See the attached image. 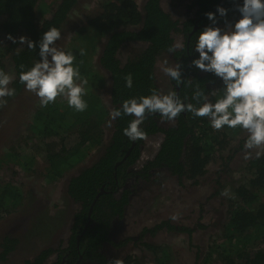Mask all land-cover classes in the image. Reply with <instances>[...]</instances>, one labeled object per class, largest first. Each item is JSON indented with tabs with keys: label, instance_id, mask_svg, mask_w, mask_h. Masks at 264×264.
<instances>
[{
	"label": "trees",
	"instance_id": "obj_1",
	"mask_svg": "<svg viewBox=\"0 0 264 264\" xmlns=\"http://www.w3.org/2000/svg\"><path fill=\"white\" fill-rule=\"evenodd\" d=\"M78 1L55 0L57 4L51 14L50 11L47 12L50 7H46L42 14H38V0H0V32L7 37L9 34L17 37L24 33L37 43L35 50L29 49L25 44L21 49L9 47L7 51L0 52V69L9 72L7 61L4 59L7 55L13 66L14 80L9 87L16 89L15 98L20 97L22 91L26 92L25 86L19 82L20 65L24 64V70H28L40 60L39 41L43 33L53 26L61 30ZM163 1L147 0L143 13L138 10L134 0L106 1L103 3L102 14L88 20L92 39L106 37L99 54V63L110 74L112 110L120 108L126 99L151 95L153 89L160 92L156 66L158 59L164 56L183 66L185 83L178 87L175 80L170 77L167 80L170 81L172 90L177 91L181 98L187 97L185 103H196L192 100V94L197 84L205 92L216 89V96L210 97L213 101L221 95L220 80L191 66L192 59L199 56L192 48L199 32L211 23L205 13L217 12L218 5L232 9L234 3L239 0H198L195 16L186 19L182 24L179 23L180 20L173 18L166 8L173 4L169 2L164 6ZM188 2L181 0L177 5L182 8ZM217 17L221 21L218 12ZM197 18L199 22L195 30ZM174 31L185 33L186 38L190 40L182 49L169 52V48L176 44L173 38ZM67 51L75 55V66L82 70L86 55L81 56L77 49ZM129 73L133 76L132 88L125 86L124 77ZM189 79L192 81L191 87L187 84ZM212 81L215 83L212 84ZM84 99L88 104L87 109L76 113H73V108L63 105L64 100H56L47 107L40 105L36 110L34 126L42 134L40 141L43 143L54 176L61 177L64 173L60 168L55 171L54 168L58 165L73 166L75 161L79 162V159L85 156V150H89L88 148L95 146L102 148L100 156L94 162L82 168L73 177H68L65 182L66 198L81 204L83 208L74 216L72 228L75 234L73 233L71 244L64 249V253L71 249L75 256L82 255L83 260L96 264L115 262L103 255L99 248L107 240L114 220L123 216L129 203L131 190L124 185L126 181L134 177L136 182L150 183L154 179V171L165 169L179 181L183 179L195 181L204 175L218 174L213 182L219 183L221 172L230 170L234 153L244 149L247 139V133L244 132L239 142L237 141L238 144L233 143L231 132H238L239 128L233 130L226 127L216 131L212 129L207 118H194L192 113L184 112L174 121L162 122L159 121L162 119L159 114H149L140 126L146 133V138L135 141L123 133V129L134 117H117L112 120V133L104 143V130L101 125L103 126V120L104 122L111 120L110 111L105 110L106 117L100 118L98 116L101 109L98 102L89 96H84ZM68 115L71 116L73 124L80 122L78 129L72 131L64 126L66 123L69 125L68 121L64 120ZM71 126L72 124L68 128ZM69 132H76L78 137L76 145L71 148L66 147L63 142L65 139L63 136ZM156 134L162 136L157 154L151 160L140 163L147 139ZM56 136L57 140H54ZM61 139L62 146L57 148L56 141L59 143ZM227 147L229 148L226 149ZM70 152L69 156L64 155ZM74 153L75 159H69ZM217 160L220 161L216 166H210ZM248 165L249 177L234 187L233 197L228 199L226 211H220V214L226 215L223 222L216 224L220 227L221 233L211 240L207 249L196 254V264H264V156L257 158L256 154L252 155ZM101 187L108 192L101 193L92 204L96 195L101 192ZM14 189L16 187L10 183L4 185V189L0 191V209H4L6 202L10 201L9 195L15 193ZM221 189V187L218 189V194L221 193ZM4 210L8 212V208ZM1 217L2 215L0 219ZM88 219L91 220L89 227L91 230L85 235L93 240L77 243L76 235ZM170 230L188 232L189 244L192 245L193 230L187 226L164 221L148 229L146 234L138 238L142 248L153 257L144 260L138 254L127 253L121 259L123 264H175L168 241L160 238V232ZM19 242V238L13 235L0 238V261L13 257ZM54 251L51 247L43 245L39 252H34L31 257H25L21 264H44Z\"/></svg>",
	"mask_w": 264,
	"mask_h": 264
},
{
	"label": "rangeland",
	"instance_id": "obj_2",
	"mask_svg": "<svg viewBox=\"0 0 264 264\" xmlns=\"http://www.w3.org/2000/svg\"><path fill=\"white\" fill-rule=\"evenodd\" d=\"M108 0H79L75 7L70 11L67 20L61 28V39L56 42V46L65 51L77 49L85 50L86 61L84 67L80 70L81 80L86 79L88 84L85 85L89 98L98 102L101 114L98 117H106L105 110L111 113L112 103L110 99V74L99 63V54L103 47V41L106 37L92 39L88 20L96 18L103 12V3ZM142 8L145 0H134ZM243 0L239 3L242 4ZM57 3L55 0H38V14H42L46 7L52 13V9ZM42 10V11H41ZM49 13V12H48ZM47 13V14H48ZM239 13L235 10L228 13V20L234 21L239 18ZM224 27V19L219 25ZM26 36L24 33L19 37ZM101 44V46H100ZM19 42L13 43L6 35L0 32V52H5L9 47L22 48ZM7 55L4 59L7 61L8 73L13 76V66L8 60ZM80 59V57H79ZM174 60L164 56L158 59L156 66L157 80L159 82L160 92L166 94L172 90L169 76L163 69L167 66H174ZM26 91V90H24ZM20 97L7 100L6 106L0 108V191L4 185L10 183L16 187L15 193L9 195L10 201L4 205L8 212L0 209V238L3 236L13 235L19 238V247L15 250L13 257L0 261V264H20V262L32 253L33 249L41 248L46 245L50 236L56 238L57 235L65 232V215L70 209L71 201L66 198L65 185L68 177H73L82 168L94 162L101 154V146H95L85 150V156L75 161L70 167H55L64 172L61 177L52 174L51 167L41 137V133L34 126L36 110L40 107L39 98L31 92H21ZM57 100H64V106L67 107V100L58 97ZM63 102V101H61ZM104 111V112H103ZM77 111L73 109V113ZM64 120L68 124L64 125L67 129H78L80 122L72 123L71 116L68 115ZM110 121V120H109ZM109 121L103 120V142H107L113 129ZM231 132V131H230ZM233 143L239 142V138L244 131L238 129V132H231ZM29 137V138H28ZM66 147L71 148L76 145L78 137L76 132H69L63 136ZM160 138V137H159ZM158 136L149 140L147 149L144 150V158L148 151L156 149ZM57 140V136L54 140ZM155 139V140H154ZM158 139V140H157ZM238 141V142H237ZM57 148H61L62 139L59 143L56 141ZM227 147L226 149H228ZM156 151V150H155ZM251 156L255 150H250ZM69 154H64L69 156ZM246 150L236 151L231 161L230 170H225L224 180L225 189H228V195L232 187L237 186L241 181L249 177V159L245 158ZM75 153L69 159H75ZM79 153H77V157ZM220 160L213 162L210 166H216ZM149 184V183H148ZM148 190L137 191L129 207L128 222L121 225L122 231L126 234L139 232L141 225L158 221L162 218H171L175 215L177 218L172 219L173 224H181L190 228L192 245L189 244L188 232L170 230L169 232H160V238L168 241L169 248L175 259V264H196V254L201 250L207 249L211 240L218 237L220 227L216 226L220 219V211L224 212L228 206V200L225 195L221 197H211V190L215 189L214 185L208 187L206 184H192L186 182L180 185L175 177L155 176L148 186ZM17 192L19 195L17 196ZM227 195V196H228ZM14 196V197H13ZM17 196V197H16ZM14 204V205H13ZM142 204L143 212L141 213ZM14 207V208H13ZM68 209V210H67ZM133 212L139 214V218H132ZM136 214V218H138ZM142 214V216H141ZM5 216V217H4ZM145 216V217H144ZM226 215H224L225 217ZM4 217V218H3ZM56 219V220H55ZM223 222V221H222ZM54 224L56 226H50ZM137 230V231H136ZM136 250V248L134 249ZM198 253V254H199Z\"/></svg>",
	"mask_w": 264,
	"mask_h": 264
},
{
	"label": "clouds",
	"instance_id": "obj_3",
	"mask_svg": "<svg viewBox=\"0 0 264 264\" xmlns=\"http://www.w3.org/2000/svg\"><path fill=\"white\" fill-rule=\"evenodd\" d=\"M234 10L240 14L239 18L229 21V9L217 6L224 27L219 26L217 12L205 13L211 23L199 32L192 48L199 56L192 59L191 66L220 80L221 95L213 101L210 97L216 96V89L205 92L197 84L192 94L195 104L185 103L187 97L181 98L175 90L164 94L153 89L151 95L126 99L120 108L110 113L111 120L121 116L134 117L123 129L124 135L133 141L146 138L140 126L149 114H159L162 120L174 121L181 113L190 112L194 118H207L216 131L226 127L242 129L247 133L245 158H250V150H255L257 158L264 156V0L236 2ZM7 38L13 43L26 44L31 50L37 48V43L26 36L19 37L18 41L11 34ZM60 39L61 31L55 26L43 33L39 41L40 60L28 70H24V64L20 65L19 82L26 91L39 98L41 107L63 97L70 108L83 112L88 107L84 99L88 81L81 80L75 55L56 46ZM183 47L181 43L174 44L169 52ZM85 54V50L80 49V55ZM182 67L177 63L163 69L178 87L185 83ZM124 79L125 86L132 88V74ZM13 80L12 75L0 69V108L7 104L5 97L16 95V89L9 87ZM187 84L191 87L192 81L187 80ZM228 191L223 190L222 195L227 196ZM176 218L175 215L172 217ZM114 264H123V261L116 260Z\"/></svg>",
	"mask_w": 264,
	"mask_h": 264
},
{
	"label": "flooded vegetation",
	"instance_id": "obj_4",
	"mask_svg": "<svg viewBox=\"0 0 264 264\" xmlns=\"http://www.w3.org/2000/svg\"><path fill=\"white\" fill-rule=\"evenodd\" d=\"M108 1H110V0H108ZM111 1L121 2L123 0H111ZM146 1L147 0H145V2H143V5H142L141 9H139V7L137 6L138 10L141 11L142 13L144 11V6L146 4ZM178 1H181V0H164L163 1V5L165 6L166 4L171 2L173 4V6L169 5L166 8H167L169 14L173 18L180 20L181 22H179V23L182 24L183 21L185 22L186 19L195 16L196 11L198 10V4H196L198 0H188L189 2L185 3V6L182 7V8L179 7V5H177ZM233 10H234V7L232 9H229V12L230 11L233 12ZM221 21H222V19H221ZM221 21H220V23H221ZM198 22H199V19L197 18L196 21H195V23H196V26L194 27L195 30L197 29V23ZM134 28H136V27H134ZM173 34H174L173 38H174L176 44L177 43H181V44L184 45L186 43L185 46H187V43L190 40V38H186L185 33H182L181 31H174ZM140 45H142V43H140ZM159 121L162 122L163 120L160 119ZM155 136L156 137L158 136V138L160 137L156 149H154L153 152L152 151H150V152L148 151V155L145 158H144V153H143L142 154V161L140 163H144V162H147V161L151 160L157 154L159 146H160V144L162 142V136H161V134H156ZM155 136L147 139V146H148L149 140L153 139ZM147 146H146V149H147ZM223 173H225L224 170L221 172V175H220L221 178L218 181L219 183L213 182L214 179L217 178L218 174L211 175V176L204 175L203 178H198V180H195V181H193V179L192 180L183 179V180L179 181V179L176 176L171 175L168 170L159 169L157 171H154L153 176H154V179H155L156 175L158 177H161V176L172 177L173 176V177H175L177 179V182H179V184H180V182H183L184 184L186 182H192V184H199V182H202V184H206L208 187H211L212 185H214V187H216V188L213 189V191L211 190V194H210L211 197H221L222 191L225 190V184L222 182L224 180V174ZM150 183H151V181H150ZM149 184L147 182H143V181L142 182H136L134 177L130 178V180L126 181V184H124L125 186H128L130 188V190H131L129 203H127V206H126V209H125V212H124L123 216L121 218H119V219L114 220V222L112 224L113 227H112L111 231L108 234L107 240L104 241L102 246L99 248V251L103 255H105L107 258H110L113 261L121 260L122 257L125 254H127V253L138 254L144 260H148L149 258L153 257V255L151 253H148L147 250L142 248L141 241H139L140 239H138V238L141 235L146 234L148 229H151L152 227L156 226L159 223H162L164 221H168V222L172 223V219L171 218H162V219H160L158 221L150 222V223H147L146 225H141L138 228L139 229L138 234H136V233L126 234L121 229L122 223L123 222L124 223L128 222V218L130 217V215H128L129 207L131 206L132 199L136 195V192L137 191L141 192L142 190L144 192L145 190H148ZM220 187L222 188L221 189V193L218 194L217 191H218V189ZM234 187H236V186H234ZM234 187H232V189L230 191V194H232L234 192ZM103 192L106 193L108 191L105 190V188L103 187L101 192H99L96 195V198H95V200L93 201L92 204H94L96 202L98 197ZM230 197H231V195H228V196H226V199L228 200ZM221 198H224V197H221ZM144 205L145 204H142L141 213L144 210L143 209ZM82 208L83 207L81 206V204H79V203H77L75 201H72V203L70 204V209L69 210L67 209L68 211H66V215H65L66 217H65V220H64V222H65V232H64V234L61 233L60 235H57L56 238H54L53 236L52 237L50 236V238L48 239V241H47V243L45 245L47 247H51L55 251L45 260L44 264H65V263L66 264H96L95 262H92V261L83 260L82 259V255L81 256L80 255L79 256H75L76 254L72 253L71 249L69 250V252L64 253V251H65L64 249L68 248L70 246V244H71L70 242L72 240L73 233L75 234L74 228H72V225L74 223L73 222L74 216H75L76 213L81 211ZM92 209H93V205L91 206V210ZM136 214H138V213H136ZM136 214H135V212H133V214L131 215L132 218H134L136 220L141 219V218H139V214L137 216L138 218H136ZM141 216H142V214H141ZM223 218H224V215L221 214L218 223L222 222ZM175 225H177V224H175ZM178 225H181V224H178ZM50 226H52V228H54L53 226H56V225L50 224ZM90 226H91V220L88 219L85 222V224H83L81 226V228L79 230V234L76 235L77 236L76 237L77 243H82V242H84L86 240H90V241L93 240V238L85 235L86 233H88L91 230L89 228ZM183 226H185V225H183ZM14 237H16V236H14ZM135 248H136V250H134ZM60 249H61V251H60ZM39 251H40V248H35V249H33L32 253L29 254L27 257H31L32 255H34V252H39ZM60 256H61V258H60ZM22 261L20 262V264L22 263Z\"/></svg>",
	"mask_w": 264,
	"mask_h": 264
},
{
	"label": "bare ground",
	"instance_id": "obj_5",
	"mask_svg": "<svg viewBox=\"0 0 264 264\" xmlns=\"http://www.w3.org/2000/svg\"><path fill=\"white\" fill-rule=\"evenodd\" d=\"M29 138V137H28Z\"/></svg>",
	"mask_w": 264,
	"mask_h": 264
}]
</instances>
